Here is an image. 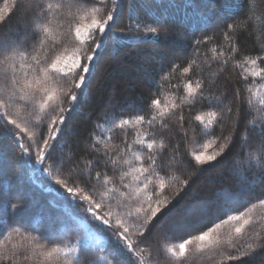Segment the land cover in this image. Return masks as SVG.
I'll use <instances>...</instances> for the list:
<instances>
[{"label": "snow or ice", "instance_id": "obj_1", "mask_svg": "<svg viewBox=\"0 0 264 264\" xmlns=\"http://www.w3.org/2000/svg\"><path fill=\"white\" fill-rule=\"evenodd\" d=\"M144 7L141 0H3L0 138L13 146L16 181L22 183L26 172L31 177L43 174L50 182L44 190L60 201L53 207L83 231L74 243H60L55 232L33 228L23 219L32 202L14 196L12 185L5 182L0 186V264H80L81 254L91 250L102 253L100 260L106 264H152L153 241L171 231L174 223L170 214L175 197H169L168 189L179 183L175 196L182 199L214 169H219L216 178L205 182L212 195L201 198L208 189L200 184L188 210L189 220L206 223V230L167 248L171 264H187L193 244L212 264H255L258 257L264 264V213L259 220L253 216L264 210V48L238 59L233 35L251 28L257 5L249 7L245 0H206L202 5L185 0L188 8L218 9L221 15L216 19L206 11L196 12L199 30H211L212 35L196 37L187 55L173 50L149 59L138 53V60L148 65L143 83L153 90L146 108L111 120L105 111L84 137L75 130L74 114L87 104L100 61L106 56L115 60L119 46L131 40L160 45L178 27L164 19L144 23L147 17L138 14ZM258 7L256 16L264 25V2ZM17 8L21 15L13 26ZM134 14L135 31L142 33L137 37L128 35ZM241 15L249 19H238ZM217 35L225 43L211 47V61L221 66L220 72L229 64L242 69L245 99L239 89L231 100L229 94H214L216 83L204 68L193 71L192 57ZM177 73L180 82L173 83ZM181 84L179 103L162 102L160 92L166 85L179 91ZM204 103L207 110L194 116L200 127L193 128L191 150L182 152L166 131H184L186 140L184 107ZM111 107L110 101L106 108ZM253 109L257 116L250 118ZM91 116L86 113L80 123L92 124ZM225 120L231 124L227 135ZM229 156L231 165L225 166ZM3 163L0 153V177L6 175ZM189 173L196 179H181ZM231 204L240 207L218 215ZM55 220L66 224L64 236L76 230L67 225L65 215ZM225 227L228 232L223 235ZM97 233L107 239L108 248Z\"/></svg>", "mask_w": 264, "mask_h": 264}, {"label": "trees", "instance_id": "obj_2", "mask_svg": "<svg viewBox=\"0 0 264 264\" xmlns=\"http://www.w3.org/2000/svg\"><path fill=\"white\" fill-rule=\"evenodd\" d=\"M194 2L198 5H202L206 0H194ZM245 2L249 7L257 5V8L255 12L251 13L252 19L249 20L251 28L246 31L240 29L233 34L239 49L238 59L243 55H256L261 48H264V25L261 24V21L257 19L256 16V12L259 11L258 5L261 2H264V0H245ZM2 3L3 0H0V6H2ZM141 3L147 5V7L138 10L139 16L147 17L144 23L151 24L153 19H164L170 21L173 25H178V27H174V30L169 34L168 39L160 45L154 46L151 43H138L136 40H131L125 45L119 46L120 56L115 60L106 56L100 61L98 79L93 81V90L90 93L87 104L82 112L74 114L75 130L81 135V137L87 135L98 118L103 119L105 111H107V116L110 120L118 119L122 116L128 117L140 112L150 103V100L153 98V90L143 83L145 68L148 67V65L138 60V53L149 59L153 56L159 58L165 53L173 50H182L184 54L187 55L191 51L192 41L196 37L212 35L211 30H208L206 33H202L199 30L200 23L196 12L206 11L213 19H216L221 15L218 9L215 8L193 9L185 7V0H141ZM20 15V9L17 8L11 17V25L14 26L16 24ZM238 19L248 20L249 18L241 15ZM129 23L133 31L128 33V35L132 37L142 35V33H137L135 31V14L133 21ZM116 34L118 36L121 35L119 29L116 30ZM65 42H68L67 39ZM221 43H225L223 41V36L217 35L214 40L210 41L207 45L202 46L200 54L192 57L195 61L193 71L199 72L200 67L198 66L204 68L207 78L214 80L216 83V87L212 88L214 94H229V100H231V94H234L235 91L239 89L242 99H245L248 94L244 88V82L240 79L242 69L235 68L232 64H229L226 71L220 72L219 69L221 66L216 62L211 61V47ZM225 47H227L226 44ZM182 66H186V63ZM179 82V73H177V79L174 80L173 83ZM182 94V84L179 91H177L176 88H168L166 85L160 92V99L165 103H170L173 100L179 103V96ZM110 101L112 107L108 109L106 106ZM225 103H228V101H225ZM246 106L247 105L245 104V107ZM207 107V103L197 104L195 107L188 105L184 107L188 135L185 140L184 131H179L175 134L166 131L167 139L172 142L173 146H177L178 144L182 152L191 150L193 128L200 127L198 122L194 120V116L207 110ZM86 113L92 114V124L85 125L80 123V121L84 119ZM256 116L257 113L255 109H253L250 113V118H255ZM223 125L224 134L227 135L231 128V124L228 120H225ZM171 127H174V122L170 123V128ZM116 131L117 133L119 132V130ZM97 134L101 135L102 133L98 132ZM103 134L106 135V133ZM132 135H135L134 131H132ZM216 135H220L219 125L216 128ZM0 153L4 154L3 168L6 173V175L0 177V186L5 182H8L12 185L14 196L23 197L32 202V206L24 213V221L29 223L33 228H43L47 232H55L57 240L60 243H74L79 232H82L83 230L76 226L75 221H72L66 216V214H63L60 208L53 207L54 204H60V201L57 199L54 192L49 193L44 190V188L48 187L50 184L47 177L40 173H37L35 177H31L30 174L26 172L23 176V182H17L15 177L17 170L14 160L15 153L13 151V146L6 139L0 138ZM232 159L233 158L229 156L225 161V166H230ZM165 160H167V156H165ZM218 171L219 169H214L204 173V175L197 180L195 185L188 188V195H183V193H181V195H183L182 199L179 196H175L177 189L181 187L179 183L171 185L168 189L169 197H175L173 199L175 208L173 209V213L170 214L171 221L174 223L171 231L165 236L153 241L152 256L150 257L152 264H171L172 258L167 252V248L173 247L182 242L183 238H187L190 234L196 235L199 234L201 230H206V223L197 224L195 219L189 220L190 214L188 210L192 203L193 192L196 191L200 184L205 183L209 179H215ZM33 179H35V183H33ZM181 179L193 180L196 179V177L189 173L188 175L181 177ZM41 185H43V187H41ZM51 186L58 187L54 184ZM205 188L208 189V191L201 193V198L212 195L211 186L205 183ZM169 207H171V205H169ZM239 207V204L228 205L224 209H221L218 215H222L224 211L234 210ZM262 213H264V210L258 209L253 213V216L259 220V216ZM58 214L65 215L67 225L73 226L76 230L70 232L67 236H64L63 231L66 224L56 222L55 218ZM227 232L228 228L225 227L222 230V234L226 235ZM97 235L100 236L101 245L108 248L107 239L99 233H97ZM101 255L102 253L96 250L84 252L81 254L80 264H106L105 261L100 260ZM145 255L147 256V252ZM186 259L187 264H212L208 259L207 254H201L196 251L195 244L189 246V252ZM255 264H261L259 257Z\"/></svg>", "mask_w": 264, "mask_h": 264}]
</instances>
